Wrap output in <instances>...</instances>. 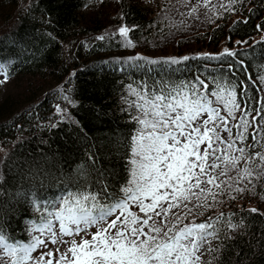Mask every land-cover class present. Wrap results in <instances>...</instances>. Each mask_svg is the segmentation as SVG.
<instances>
[{
    "label": "trees",
    "instance_id": "16d2710c",
    "mask_svg": "<svg viewBox=\"0 0 264 264\" xmlns=\"http://www.w3.org/2000/svg\"><path fill=\"white\" fill-rule=\"evenodd\" d=\"M19 1L3 0L6 8L0 12L8 17ZM89 1L30 0L14 25L0 31V62L9 65L7 78L17 86L0 100V141L15 138L16 126L26 129V134L13 140L0 164V228L14 239L27 242L30 223L40 222L42 213L33 200L43 205L85 184L99 190L100 175L111 191L126 182L127 143L136 127L128 104L133 98L129 85L137 89L142 82L192 81L197 76L208 82L206 78L214 76L242 82L250 96L263 98L264 39H251L264 30V0H242L232 5L236 10L231 12L219 8L212 22L203 16H181L186 9L178 0H154L152 5L144 0H117V21L131 29L127 39L134 46H126L120 34L97 39L107 23L85 11ZM213 3L219 7L227 0ZM177 18L186 22L174 27ZM245 20L247 23L242 22ZM84 37L92 43L77 50L76 61H68L64 43ZM237 40L247 43L234 48ZM224 42L237 51L236 58L201 55L217 57L224 52ZM169 53L190 59L171 67L136 61L144 64L139 69L131 67L129 61L137 56L161 60L169 58ZM236 60H242L243 66ZM229 63L234 65L232 72L228 71ZM62 81L72 100V119L35 126L22 108L33 101L38 102L39 110L50 109L56 100L54 91H46L44 96L40 92ZM262 186L264 179L254 193L233 192L235 200L227 195L219 197L223 202L197 220L221 212L226 217L232 214L233 223L243 220L238 229H224L218 239L211 240V247L218 248V254H212L214 264H264ZM248 202L255 205L257 213L248 211L253 208L247 207ZM202 259H209L207 252Z\"/></svg>",
    "mask_w": 264,
    "mask_h": 264
},
{
    "label": "snow or ice",
    "instance_id": "6c2138e0",
    "mask_svg": "<svg viewBox=\"0 0 264 264\" xmlns=\"http://www.w3.org/2000/svg\"><path fill=\"white\" fill-rule=\"evenodd\" d=\"M241 2L227 0L217 7L213 0H178L186 9L179 14L212 22L219 8L235 11L232 5ZM130 31L118 29L126 46H134L127 39ZM201 55L219 59L238 53L225 49L217 57ZM189 59L129 57L137 69L144 67L136 62L141 60L171 67ZM236 63L243 66L242 60ZM8 68L0 62L5 74L0 84L7 80ZM233 68L229 63L228 71ZM206 79L142 82L137 89L129 85L136 127L127 143L126 182L111 191L100 175L99 190L85 184L43 205L33 200L42 215L27 228V242L0 228V264H214L218 248L211 247V240L224 229H238L243 220L233 223L232 214L222 212L197 220L223 202L219 197L235 200L233 192L254 193L264 179V98L250 96L242 82ZM49 243L56 246L55 254L43 251ZM59 245H67L64 252ZM37 249L40 255L34 256ZM205 252L208 260L202 259Z\"/></svg>",
    "mask_w": 264,
    "mask_h": 264
},
{
    "label": "rangeland",
    "instance_id": "374dc122",
    "mask_svg": "<svg viewBox=\"0 0 264 264\" xmlns=\"http://www.w3.org/2000/svg\"><path fill=\"white\" fill-rule=\"evenodd\" d=\"M144 1L145 2L149 1L150 5H152L154 0H144ZM29 2L30 0H20L18 5L15 6L13 13H11V15H9L8 17H6L4 13L0 12V31H5L9 29L10 27H12L14 23L17 21V18L20 15V13L29 4ZM89 2L90 3L85 9V11L88 12V14H90L91 16L104 18V21L107 23L106 28L103 29V31L97 35V39L102 36L106 38L110 35L119 34L118 29L121 26H125L129 28L125 24H119L117 21V17H116L117 0H90ZM5 8L6 7L4 5L3 0H0V11L5 10ZM180 21H181V18L175 19L174 25L179 26ZM185 22L186 21H184L182 25ZM261 39H264V30L261 31L258 35L254 36L251 39V41L255 42ZM79 41L81 42L78 43ZM237 41H240V40H237ZM237 41L234 42V46H235L234 48L246 44V43L237 44L236 43ZM244 41H247V40H242L241 42H244ZM91 43L92 41L86 37L82 38V40L72 39L70 42L64 43L65 57L67 58L68 61L73 62V59L76 61V56L79 57L77 55L78 54L77 50ZM234 48L230 47L228 44H226V42H224L221 47V51H224L225 49L232 50ZM137 54L142 55V52H137ZM114 55H118V54L115 53ZM174 56L176 55H173L172 53L168 54V57H174ZM4 79H5V74L3 72H0V80H4ZM15 88H17L16 84L12 82L11 79L7 78V80L4 83L0 84V100L2 99L3 96H5L7 93L14 90ZM46 91L48 92L52 91V93L54 91L52 95L56 96V100H52L51 102L52 107L50 109H45L44 107L43 108L41 107L39 110L38 109L39 107H37L38 102H33V101L28 104H25L24 107L22 108L26 116L28 115L31 116L30 120L34 121L35 126L41 123L55 124L60 120L72 119L71 114H70V105L72 103V100L70 96L66 95L68 94V89H67V86H65V81L54 83L53 86L49 84L48 87L46 88L44 87V89L40 92L41 96L46 95L48 93ZM37 93L38 92L35 91V94ZM262 95L264 98V88L262 91ZM13 130H15L14 131L16 134L15 138H12V139L8 138V139L0 141V164L2 163L8 150L12 147L11 145L13 144V140L16 141L18 138L20 139L23 136V134H26L25 133L26 129H23L19 126L18 127L16 126L15 129ZM247 207L255 208V205L252 202H248ZM90 231H95V229H90ZM33 234H36V233H33ZM72 238L73 237H70L68 240L70 241ZM75 239L79 240V237L77 236L75 237ZM55 247L56 246H53L49 243L48 248L43 249V251H48L49 249H52L55 254ZM59 247H60V251L64 252L67 245H62V246L60 245ZM205 247L207 248L208 245H206ZM40 252H41V249H37V251L34 252L33 255L39 256Z\"/></svg>",
    "mask_w": 264,
    "mask_h": 264
}]
</instances>
